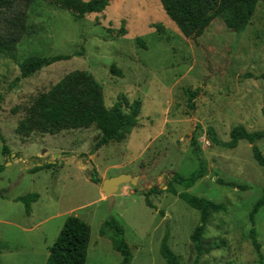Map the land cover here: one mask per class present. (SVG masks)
<instances>
[{
	"label": "rangeland",
	"instance_id": "1",
	"mask_svg": "<svg viewBox=\"0 0 264 264\" xmlns=\"http://www.w3.org/2000/svg\"><path fill=\"white\" fill-rule=\"evenodd\" d=\"M28 28L17 61L0 54V264H46L70 216L91 226L87 264H122L100 234L108 219L124 227L132 264H167L160 251L166 235L180 264H264V210L254 223L250 219L263 195V168L247 141L235 149L217 143L229 142L239 125L264 132V0L244 29H230L218 18L198 38L185 37L160 0H111L103 13L78 21L37 0ZM57 55L71 59L14 84L24 60ZM75 71L94 76L108 109L121 103L128 114L141 103L139 123L125 141L95 151L96 127L20 133L37 98ZM259 147L264 155V139ZM201 162L207 175L193 187L175 182L176 174L189 178ZM117 165L123 168H112ZM94 170L99 178L140 176L143 192L161 190L149 197L154 209L131 185L120 187L110 207L102 184L91 181ZM170 186L225 208L212 215L204 238L216 250L199 261L191 235L201 214L169 193ZM27 195L39 196L30 215L15 201Z\"/></svg>",
	"mask_w": 264,
	"mask_h": 264
},
{
	"label": "trees",
	"instance_id": "2",
	"mask_svg": "<svg viewBox=\"0 0 264 264\" xmlns=\"http://www.w3.org/2000/svg\"><path fill=\"white\" fill-rule=\"evenodd\" d=\"M37 0H0V54L17 61L18 45L28 34L29 10ZM49 2L54 6L71 12L75 20H82L87 15L103 13L111 0H40ZM261 0H160L162 7L170 19L178 26L181 33L187 38L201 37L215 19H223L226 25L233 30L244 29L252 18L257 4ZM124 36V31L121 32ZM69 55H57L53 57H31L19 64L21 75L14 84L22 79H27L41 70L56 63L70 60ZM125 104L128 105L127 100ZM29 116L20 123V133L30 135L33 132L41 134L57 135L66 131H75L96 127L101 133L95 145V151L110 142H123L132 130L137 126L141 113V103L135 102L130 113H125L121 103H116L112 108L105 106L102 86L92 76L84 71H75L68 74L62 81L53 86L48 92L41 94L30 108ZM264 139V132H249L244 126L239 125L232 129L229 142L217 140L218 145L235 149L239 142L247 141L251 147L255 160L264 171V155L259 147ZM2 142L4 139L2 138ZM10 149L4 145L3 153H9ZM200 149L196 148V153ZM46 165L35 168L37 172ZM200 169L189 178H183L176 174L174 180L187 189L193 187L200 179L207 175L206 167L201 162ZM0 166V173L2 172ZM91 181L97 185L103 180L94 170ZM233 187V184H228ZM168 192L188 203L192 208L200 212L199 225L191 235V241L197 252V261L210 254L212 247L205 246V234L210 218L214 213L222 212L225 208L211 200L190 195L187 192L178 193L175 188L169 187ZM161 190L154 188L141 194L146 197L148 207L154 209L149 200L152 194H159ZM39 199L38 195L19 197L15 201L25 205L26 214L30 215L33 203ZM264 210V190L262 197L254 204L250 219L254 223L256 215ZM91 226L79 217L67 218L60 236L50 249L46 264H87L91 242ZM101 237H108L113 249L122 257V264H132L133 253L125 238V229L116 219H108L104 222ZM254 247L259 251L255 232L252 231ZM5 248L0 243V250ZM215 248H218L217 246ZM161 255L167 264H180L178 256L169 246V236L166 235L161 243Z\"/></svg>",
	"mask_w": 264,
	"mask_h": 264
},
{
	"label": "water",
	"instance_id": "3",
	"mask_svg": "<svg viewBox=\"0 0 264 264\" xmlns=\"http://www.w3.org/2000/svg\"><path fill=\"white\" fill-rule=\"evenodd\" d=\"M143 184L144 181L141 180L140 176H132L124 173L120 174L117 177L104 180L101 186V190L106 196L109 206L113 207L116 201V195L118 194L122 185H131L133 187H138L139 192H143Z\"/></svg>",
	"mask_w": 264,
	"mask_h": 264
},
{
	"label": "crops",
	"instance_id": "4",
	"mask_svg": "<svg viewBox=\"0 0 264 264\" xmlns=\"http://www.w3.org/2000/svg\"><path fill=\"white\" fill-rule=\"evenodd\" d=\"M138 123H139V121H138ZM133 132H134V131H133ZM111 143H113V142H110V143L107 144V145H110ZM122 162H123V161H122ZM131 162H133V160H131V161L129 160V163H131ZM125 163H126V162H125ZM122 165H123V164H122ZM122 165H117V166H114V167H112V168H113V169H117V170H121V169L123 168ZM120 174H123V173L120 172L118 175H120ZM118 175H117V176H118ZM101 179L104 181V180L107 179V177L105 176V177H102ZM101 195H102V198H103V199H106V198H105L106 196L104 195V193H103L102 190H101Z\"/></svg>",
	"mask_w": 264,
	"mask_h": 264
}]
</instances>
